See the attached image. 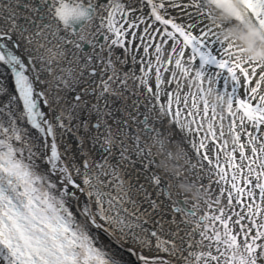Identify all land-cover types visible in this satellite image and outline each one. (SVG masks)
<instances>
[{"label":"snow or ice","instance_id":"snow-or-ice-1","mask_svg":"<svg viewBox=\"0 0 264 264\" xmlns=\"http://www.w3.org/2000/svg\"><path fill=\"white\" fill-rule=\"evenodd\" d=\"M220 2L0 0V264H264V64ZM238 3L264 32V0Z\"/></svg>","mask_w":264,"mask_h":264},{"label":"clouds","instance_id":"clouds-1","mask_svg":"<svg viewBox=\"0 0 264 264\" xmlns=\"http://www.w3.org/2000/svg\"><path fill=\"white\" fill-rule=\"evenodd\" d=\"M220 8L222 11L218 13V22L230 25V27L223 32L222 38L228 41H235L237 46L244 50L241 53V58L243 60L264 64V32L257 28L234 22L239 9L238 0H221ZM208 100L216 104L218 110H220L221 101L218 99L216 92L210 94ZM223 103L226 105V100ZM172 150L174 152L177 151L175 146H173ZM163 155L164 163L167 165L169 172L174 173L176 171L175 161L168 160L167 150ZM178 188L181 192L191 194L193 197L199 195L196 186L189 185L187 182H181Z\"/></svg>","mask_w":264,"mask_h":264},{"label":"bare ground","instance_id":"bare-ground-1","mask_svg":"<svg viewBox=\"0 0 264 264\" xmlns=\"http://www.w3.org/2000/svg\"><path fill=\"white\" fill-rule=\"evenodd\" d=\"M190 11H194V10H190ZM24 15H25V16H27V15H31V13H29V12H24ZM172 15H173V16H176V15H178V13H177L175 10H173V11H172ZM194 21H195V16H193V21H192V22H194ZM178 22H181V23H189L190 21L188 20L187 17H183V18L180 19ZM20 23H22V24L24 23L23 18H21ZM97 23H98V21H97ZM85 51H90V48H89L88 46H86ZM116 54H117V56H121V57H122L123 52H122L121 49H117V50H116ZM64 66H67V62H66V61L64 62ZM117 67H120V65H119V61H117ZM131 67H132V65H131V62L129 61V63H128L127 65L123 66L122 72H127V71H129V69H130ZM139 67H140V64H137V65H136L137 74H139ZM129 83H130V84H133V81L129 80ZM133 86L135 87V85H133ZM140 91L143 92V88H141ZM128 95H129V94L126 92V93H125V96H128ZM133 99H135V97H130V98H129V101H128L129 104L132 103V100H133ZM141 111H143L142 108H141ZM116 115H117V116H120V113H116ZM134 115H135V113H133V116H134ZM109 122L111 123V121H109ZM114 127H115V126H114ZM174 131H175V129H174ZM148 137H149V134H143V139L148 140ZM71 143H72V149H73V151H75V150H76V142H75V140H72ZM128 143L130 144L131 141H128ZM89 147H91V146L89 145ZM185 147H186V150H187V146H186V145H185ZM152 151H153L154 153H155V152H158V151H159V146H158V145L154 146V147L152 148ZM189 156H192V153H191L190 150H189ZM97 158H98V157H97ZM133 158H135V157H133ZM158 159H159V160H164V155L159 156ZM193 162H195V158H194V157H193ZM137 167H139V165H137ZM158 171L163 172V169H162V168H161V169H158ZM201 175H202V176H205V178H204L203 180H198V179L196 178L194 172H189V171L186 169V170H185L184 177H182L180 181H177V180H173V181H172V182H173V185H174L172 191H173L174 193L178 194V196H179L180 199H185V198L188 199V200H189V204L194 203L195 201H194V199H193V196H192L191 194L181 192V191L179 190V188L176 187V185L179 184V183H181V182H188V181L192 180V181H195V182H196L197 187H199L201 184H203V185L206 186V185L208 184V178H207V176H206L203 172L201 173ZM132 178H133V182L135 183V175H133ZM169 178H171V177L169 176ZM140 182H141V183H146V181L144 180V175H143V174L140 176ZM212 187H213V190H214V191H213V196H214L216 193H218L219 188H218V186L215 185V184H213ZM149 191L153 192V196L155 197V191H154V189H152L151 186H149ZM82 199H83V196H82ZM161 199L163 200L164 197L162 196ZM167 203H168L167 200H165V204H167ZM201 205H202L201 211H203V208L206 207V206L203 205V202H202V201H201ZM155 215H156V214H154V218H155ZM164 219H171V215L169 214V215L165 216ZM177 219H179V216H177ZM101 241H102L104 244H108V243H109L107 237H105V236H103V235H101ZM113 247H115V246H113ZM126 258H127V257H126ZM180 264H183V262L181 261Z\"/></svg>","mask_w":264,"mask_h":264},{"label":"rangeland","instance_id":"rangeland-1","mask_svg":"<svg viewBox=\"0 0 264 264\" xmlns=\"http://www.w3.org/2000/svg\"><path fill=\"white\" fill-rule=\"evenodd\" d=\"M140 67H141V65H140ZM140 67H139V69H140ZM193 91H196V89L195 88H193ZM210 103H211V101H209Z\"/></svg>","mask_w":264,"mask_h":264},{"label":"water","instance_id":"water-1","mask_svg":"<svg viewBox=\"0 0 264 264\" xmlns=\"http://www.w3.org/2000/svg\"><path fill=\"white\" fill-rule=\"evenodd\" d=\"M85 48H86V46H85Z\"/></svg>","mask_w":264,"mask_h":264}]
</instances>
